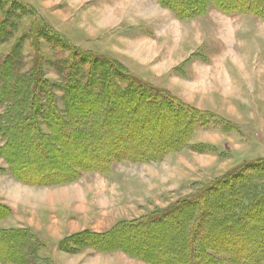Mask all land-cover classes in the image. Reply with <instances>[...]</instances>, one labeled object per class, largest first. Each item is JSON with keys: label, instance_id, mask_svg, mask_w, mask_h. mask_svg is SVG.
I'll list each match as a JSON object with an SVG mask.
<instances>
[{"label": "rangeland", "instance_id": "1", "mask_svg": "<svg viewBox=\"0 0 264 264\" xmlns=\"http://www.w3.org/2000/svg\"><path fill=\"white\" fill-rule=\"evenodd\" d=\"M253 1L264 5L263 0ZM146 26L153 32L146 33ZM71 47L109 59L121 73L206 113L208 125L157 161L112 163L106 173H85L57 185L20 182L2 158L7 149L0 151V205L9 210L0 228L26 233L25 242L17 240L14 248L9 241L0 244V264H188L180 247L185 228L180 231L182 223L175 224L174 218L148 233L154 244L152 254H146L150 261L144 251L123 240L130 231L108 239V248L94 243L122 222L160 214L224 175L247 174L252 165L264 163V20L228 15L212 6L200 17L180 20L158 0H0V63L15 58L18 64L10 79L0 76V91L9 85L7 99L14 96V79L24 77L36 61L42 78L53 87L57 109L64 113L62 78L70 64L76 66L81 59ZM21 80L20 87L26 78ZM14 100L21 102L19 96ZM79 105L85 117L96 110ZM6 106L0 102V122ZM118 113L122 117L131 108ZM141 113L138 109L134 114ZM33 118L46 134L43 121ZM164 125H158V136L179 128ZM107 126L113 124H96L99 131ZM24 132L19 128L9 147L16 152V165L30 167V160L41 159V152L27 147L21 138ZM140 132L146 135L145 130ZM144 136L135 144L144 143ZM161 142L158 137L143 153L149 154ZM4 144L0 134V149ZM253 180L259 191L264 190V177ZM220 209L210 213L216 215ZM176 214L180 217L182 212ZM262 216L264 210L254 218ZM173 233L174 240L169 237ZM249 251L247 246L242 252ZM251 255L256 257L255 252Z\"/></svg>", "mask_w": 264, "mask_h": 264}, {"label": "trees", "instance_id": "2", "mask_svg": "<svg viewBox=\"0 0 264 264\" xmlns=\"http://www.w3.org/2000/svg\"><path fill=\"white\" fill-rule=\"evenodd\" d=\"M158 2L180 20L200 17L211 6L228 15H251L264 20V5L252 0ZM70 50L81 59L76 66L70 64L69 71L62 78L60 90L64 94V113L57 109L53 87L42 78L36 61L32 62L24 77L14 79L12 98L7 99L4 94L9 89L8 84L0 91V102L7 105V110L10 109L6 110L3 122H0L1 138L5 141L0 151L7 149V154H1L2 158L20 182L30 186L64 184L76 181L85 173H106L112 163L157 161L168 152L182 148L194 131L208 125L209 115L178 101L165 91H159L121 73L117 63L82 53L74 47ZM14 60L6 58L0 63V76L10 79L11 74L15 73L13 68L18 67ZM85 65H88L87 69H83ZM115 76L119 77L118 80ZM22 78H26V82L20 87ZM121 84L124 85L122 88ZM18 96L21 102L14 100ZM79 104L96 107V110L92 109L88 117H85L80 112ZM124 107H130L131 113L120 117L118 111ZM138 109L142 113L134 114ZM33 116L43 121V126L48 130L46 134L39 130ZM99 122L111 123L113 126L99 131L96 127ZM161 123L179 128L158 136L156 132ZM19 128L25 129L21 138L27 147L33 146L41 152V159L30 160V167L16 165V152L9 147ZM140 129L145 130V136ZM143 136L146 137L144 143L135 144V140ZM157 136L162 139L161 144L152 147L153 151L149 154H144L146 148L154 145ZM98 146L101 147L99 150ZM133 147L134 152L130 151ZM250 168L252 170L247 174L224 175L160 214L122 222L109 233L96 237V242L92 243L94 246L102 243L108 248V239L130 231L131 234L123 240L132 243L135 249L144 251V255L152 254L150 247L154 248V244L149 241L148 233L156 232L168 218H174L175 224L182 223L180 231L185 228L180 247L182 259L188 264H264V217L254 218L260 210H264V190L259 191L253 182V179L260 180L264 177V163ZM35 175L41 179L35 178ZM208 196L213 198L212 201L207 199ZM217 207L221 209L215 212L216 215H212L210 210ZM174 212H182V215L179 217ZM8 215L9 210L0 205V220ZM250 218L256 220L249 223ZM259 229L263 231L262 234H259ZM258 234L260 237L256 236ZM175 235L173 233L169 237L174 240ZM25 238V232L0 228V244L9 241L14 248L18 245L17 240L25 242ZM170 238L165 241H170ZM169 244L171 242L165 245ZM247 246L250 253L242 252ZM253 252L256 257L251 255ZM146 256L144 258L150 261L151 256ZM1 258L3 259L2 256L0 260Z\"/></svg>", "mask_w": 264, "mask_h": 264}, {"label": "crops", "instance_id": "3", "mask_svg": "<svg viewBox=\"0 0 264 264\" xmlns=\"http://www.w3.org/2000/svg\"><path fill=\"white\" fill-rule=\"evenodd\" d=\"M147 29H151V28H147V26H146V27H145V29H144V31L146 32V31H147ZM149 31H150L151 33L153 32V30H152V29H151V30H149ZM146 33H147V32H146ZM119 63H120V62H119ZM120 64H121V65H124V63H123V62H121ZM127 65H128V64H127ZM127 65H126V66H127Z\"/></svg>", "mask_w": 264, "mask_h": 264}, {"label": "bare ground", "instance_id": "4", "mask_svg": "<svg viewBox=\"0 0 264 264\" xmlns=\"http://www.w3.org/2000/svg\"><path fill=\"white\" fill-rule=\"evenodd\" d=\"M225 80V79H224ZM225 82V81H224ZM223 84V83H222ZM201 88H203V86L201 87ZM223 88V87H222ZM226 89V88H225ZM227 95V94H226ZM229 95V94H228ZM148 122V121H147ZM148 129V128H147ZM17 197V196H16Z\"/></svg>", "mask_w": 264, "mask_h": 264}]
</instances>
